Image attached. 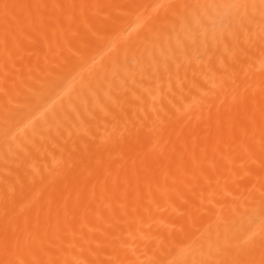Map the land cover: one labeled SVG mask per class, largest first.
Wrapping results in <instances>:
<instances>
[{
	"label": "bare ground",
	"instance_id": "1",
	"mask_svg": "<svg viewBox=\"0 0 264 264\" xmlns=\"http://www.w3.org/2000/svg\"><path fill=\"white\" fill-rule=\"evenodd\" d=\"M0 264H264V0H0Z\"/></svg>",
	"mask_w": 264,
	"mask_h": 264
}]
</instances>
